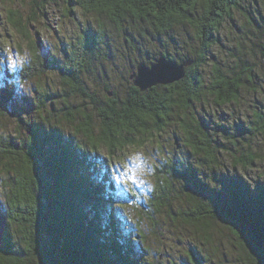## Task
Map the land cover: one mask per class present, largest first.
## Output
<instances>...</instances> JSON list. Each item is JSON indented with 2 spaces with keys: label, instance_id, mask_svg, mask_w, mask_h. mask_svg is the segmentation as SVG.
I'll list each match as a JSON object with an SVG mask.
<instances>
[{
  "label": "trees",
  "instance_id": "1",
  "mask_svg": "<svg viewBox=\"0 0 264 264\" xmlns=\"http://www.w3.org/2000/svg\"><path fill=\"white\" fill-rule=\"evenodd\" d=\"M49 1L30 0L26 17L17 10L8 15L11 26L28 41L31 53L16 74L23 81L39 83L30 99L17 95L13 70L2 67L10 80L0 84V123L8 117L14 127L11 132H0V264H154L147 258L142 215L134 214L137 220L132 221L117 211L113 204L122 206V197L117 195L114 177L108 170L100 171L91 154L105 148L113 158L124 148H140L142 138L161 133L176 109L182 113L176 122L182 146L200 158L197 166L216 163L213 141L202 121L197 115H186L202 95L200 68L216 43L215 33L224 17L238 7V0H72L83 11L105 15L118 27L127 17L149 21L159 32L176 21L186 23L194 30L198 48L176 62L192 61L178 82L140 92L128 79L124 98L119 100L107 91L104 102L98 103L81 81L96 53L94 38L83 36L65 56L59 73L68 95L87 101L91 110L68 109L56 115L55 122L53 101L42 91L40 81L48 62L36 52L30 32ZM160 56L174 61L167 53ZM240 87V74H227L212 65L207 92L216 105L235 102ZM37 112L41 115L34 120L31 115ZM61 123L71 127L72 133L65 134ZM243 129L264 137V111H253ZM173 136L178 140L177 134ZM242 158L244 168L253 165L252 153ZM182 161L167 158L156 168L147 215L153 219L150 211L166 212L174 224L192 228L205 243L210 239V220H225L243 264H264V186L252 189L234 182L208 195L198 170ZM173 178L181 182L178 190ZM183 195L185 202L181 203ZM176 202L181 206L173 208ZM6 225L15 227L16 240ZM190 259L203 264L192 255Z\"/></svg>",
  "mask_w": 264,
  "mask_h": 264
},
{
  "label": "rangeland",
  "instance_id": "2",
  "mask_svg": "<svg viewBox=\"0 0 264 264\" xmlns=\"http://www.w3.org/2000/svg\"><path fill=\"white\" fill-rule=\"evenodd\" d=\"M29 9L30 0H0V84L10 80L2 67L13 70L17 95L30 99L37 89L38 80L23 81L16 74V70L31 57L30 46L8 21L11 10H17L26 17ZM43 11L35 17L30 32L36 52L48 62L40 81L42 91L53 101V122L56 115L60 117L68 109L91 110L87 101L68 95L59 73L65 56L83 36L94 38L92 44L96 53L90 59L89 70L81 75V81L98 103L104 102L107 91L113 92L119 100L124 98L129 85L128 73L139 62L148 65L161 53H167L175 62H180L192 56L198 48L194 30L180 21L174 22L165 32L157 31L149 21L132 17L125 18L118 27L105 15L83 11L72 0H50ZM215 37L216 43L210 47L206 62L200 68L202 95L186 115H197L202 121L213 141L215 164L197 166L200 158L182 146V135L176 123L182 113L176 109H172L161 133L142 138L140 148H124L119 156L113 158L108 156L105 148L91 154V160L99 165L100 171L108 170L114 177L117 195L122 197V206L113 204L117 211L132 221L137 220L136 213L142 215L140 229L147 237V258L154 264H193L190 255L203 264H243L237 242L225 220H210V239L205 243L194 235L192 228L182 223L174 224L166 212L150 211L153 219L147 215L154 173L167 158L183 160L196 168L207 185L208 195L220 192L234 182L252 189L264 186V137L261 134L250 135L243 129L253 111H264V0H238V7L224 17ZM21 58H24L23 64L20 63ZM213 64L227 74H240L241 87L235 102L219 106L208 94ZM40 115L41 112H37L31 117L36 120ZM13 127L12 119L5 117L0 123V132H11ZM60 127L65 134L72 133L66 124L61 123ZM175 134L178 135L177 149L172 138ZM250 153L254 155V163L244 168L242 155ZM95 156L107 161L101 163ZM172 183L176 190L180 188L178 179L173 178ZM128 192L133 196L125 194ZM179 201L184 203L185 196ZM176 206L181 205L176 202L173 208ZM6 227L16 240L15 227Z\"/></svg>",
  "mask_w": 264,
  "mask_h": 264
},
{
  "label": "water",
  "instance_id": "3",
  "mask_svg": "<svg viewBox=\"0 0 264 264\" xmlns=\"http://www.w3.org/2000/svg\"><path fill=\"white\" fill-rule=\"evenodd\" d=\"M167 65L172 71L163 76H153L148 77L145 74L146 70H150L155 65ZM192 61L185 60L181 63H176L172 60L165 58L164 56H159L153 58V60L147 65L143 62H139L135 69L130 72L128 79L131 81L132 85L136 87L140 92H144L155 86H167L178 82L185 75V68L190 66ZM110 95V92L108 93ZM173 143L176 148H178V140L176 136H173Z\"/></svg>",
  "mask_w": 264,
  "mask_h": 264
},
{
  "label": "snow or ice",
  "instance_id": "4",
  "mask_svg": "<svg viewBox=\"0 0 264 264\" xmlns=\"http://www.w3.org/2000/svg\"><path fill=\"white\" fill-rule=\"evenodd\" d=\"M170 71H172V69L169 66L159 64V65L153 66L150 70H146L145 74L148 77L163 76L169 73ZM0 102H2V98H0Z\"/></svg>",
  "mask_w": 264,
  "mask_h": 264
},
{
  "label": "clouds",
  "instance_id": "5",
  "mask_svg": "<svg viewBox=\"0 0 264 264\" xmlns=\"http://www.w3.org/2000/svg\"><path fill=\"white\" fill-rule=\"evenodd\" d=\"M23 62H24V58H21L20 63L23 64Z\"/></svg>",
  "mask_w": 264,
  "mask_h": 264
}]
</instances>
